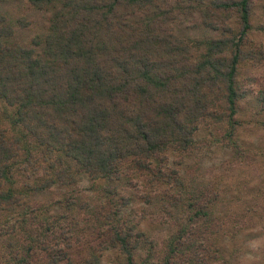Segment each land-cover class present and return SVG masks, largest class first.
Segmentation results:
<instances>
[{"label":"trees","instance_id":"trees-1","mask_svg":"<svg viewBox=\"0 0 264 264\" xmlns=\"http://www.w3.org/2000/svg\"><path fill=\"white\" fill-rule=\"evenodd\" d=\"M27 1L46 13L44 34L30 43L15 37L29 26L28 13L12 20L0 7V101L6 120L0 121V211L15 208L21 195L63 186L71 187L64 213L76 207L84 213L61 215L68 230L60 247L56 238L39 246L27 235L22 256L9 264H102L110 250L122 255L123 264H226L214 246L220 235L202 248L195 236L197 224L208 222L215 208L221 212L220 183L209 192L186 184L180 160L170 163L169 155L188 157L198 147L201 124L213 123L222 128V145L244 158L248 148L236 131L244 123L237 116L247 98L256 101V114L262 115L257 126L263 129L264 89L251 98L249 90L236 86L238 64L257 58L245 50L257 0ZM209 9L226 12L225 25L209 21ZM179 15L189 16L192 26L221 31L202 40L183 37L175 22ZM18 175L33 185L19 187ZM83 179L105 181L103 194L91 201L96 205L71 199ZM121 181L141 193L116 199ZM150 208L167 220L182 213L174 219L181 225L154 261L153 241L141 228ZM51 224L43 217L36 226L50 231ZM257 228L245 227L249 243L232 250L227 264L251 251L264 258V243L252 244L262 236ZM143 243L142 257L136 251Z\"/></svg>","mask_w":264,"mask_h":264},{"label":"rangeland","instance_id":"rangeland-1","mask_svg":"<svg viewBox=\"0 0 264 264\" xmlns=\"http://www.w3.org/2000/svg\"><path fill=\"white\" fill-rule=\"evenodd\" d=\"M0 1L2 11L11 13L12 20L28 13V17L31 20H29V26L15 36L19 42L27 41L30 43L29 41L33 36L44 34L46 13L43 10H33L34 8L27 0ZM208 1L204 0L203 5H206ZM19 7L21 10H18ZM207 11L208 16L212 15L207 18L209 21L213 20L214 24H220L221 27L225 25L227 17L224 15L226 12H217L213 9ZM212 12L214 13L211 14ZM231 19L228 20L230 21ZM175 22L177 27L180 28L179 32L183 37H190L196 40L213 37L221 31L218 29L212 30L202 24L192 26L190 25L189 16L179 15ZM252 22L255 29L248 35L245 50L255 52L257 58L241 60L237 67L238 73L236 76V86L244 91L249 90L251 98V95L254 94V97H256L258 91L264 89V56L259 58L261 52H264V0H257L253 5ZM187 24L189 26L184 28ZM259 24L262 29L258 28ZM255 104L254 98L242 100L240 112L237 116L244 121V123L241 122L242 126H239L236 131L238 142H244L243 144H246L248 148L244 158H237L233 149L222 145V143L226 142V139L223 141L222 128L218 124L213 123L201 124L195 138L198 141V147L190 154H187L189 155L188 157L183 156L180 159L175 153L169 155L170 163L180 160L181 165L178 167L186 184L194 183V187L198 186L200 189L203 188L204 191L209 192V189L210 191L212 190L211 186L214 182L220 183V191L224 195V199L220 202L221 212L218 208H215L214 213L206 216L208 222L204 221V223L197 224L195 236H198L197 244L202 243V248L206 246L209 237L220 235L222 238L221 242H219V238L214 246H219L218 256L224 257L226 264L227 258L228 260L232 259L229 256L232 250L239 252L246 243H249L248 238L244 236L246 226L249 227L255 224L256 228L258 227L257 229L261 230L262 236L252 241L253 245L259 244L262 247L264 243V127L263 129H258L257 121L262 118V115L256 114ZM3 107L4 104L0 101L1 123L6 121L1 117ZM16 174L19 173L16 172ZM28 182L33 185L31 179L24 180L21 175H18L17 185L19 187L23 188V183ZM204 186L206 187L204 188ZM104 187V180L90 182L88 179H83L72 192L73 197L71 199L76 198L81 202L87 201L91 205H96V202L92 204L91 201L95 200V195L103 194L99 189ZM115 189L116 199H119L120 195L127 196L135 191L130 186H126L123 181ZM70 190L71 187L61 186L39 193L21 195V199L15 208L10 211H0V264L18 262L17 257L22 256L26 237L30 234L39 241V246L46 245L44 243L53 244L56 238L58 239L57 246L60 247L61 239L65 235L64 231L68 230V226L65 224L67 218H64V216H69L71 213H79V217H83L82 213H84L82 209L80 212L77 207L64 213L63 201L69 198ZM135 192L137 194L141 193V189H137ZM205 194L207 196L211 195L209 193ZM140 204H142L141 201L138 205ZM91 205L90 207H92ZM151 209L154 210L153 208H150V212L147 210L148 214L145 220L142 221L141 228L146 231L145 237L153 241L155 254L152 255L151 261H154L156 256L162 253L161 247L165 245L166 239L181 225L174 222V219H177L178 215H182V213H178L172 220H167L165 215L163 216L162 213H159V210L158 212L156 210L151 212ZM43 217H47V220L52 223L51 225L53 226L50 231H44L45 229L42 226H36ZM165 219L167 222H164ZM180 221H184V217H181ZM81 224L77 227L79 228ZM81 234L86 239L91 236H88L86 232ZM195 236L194 238H196ZM201 239H203V242ZM145 247L147 245L143 243L142 248L138 249L136 254H140L143 257L146 250ZM210 248L213 247L207 246L206 250ZM252 252H247L245 257H241L242 261H236L235 259L232 264H264V258L261 256L263 254L260 251ZM191 255L194 258L193 251ZM101 263L123 264V258L122 255L113 250L105 251L101 257Z\"/></svg>","mask_w":264,"mask_h":264}]
</instances>
